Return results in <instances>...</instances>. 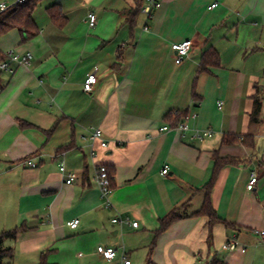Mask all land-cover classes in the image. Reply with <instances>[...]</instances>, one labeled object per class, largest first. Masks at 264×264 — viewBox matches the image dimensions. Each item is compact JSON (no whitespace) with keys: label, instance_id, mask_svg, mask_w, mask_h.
<instances>
[{"label":"crops","instance_id":"crops-1","mask_svg":"<svg viewBox=\"0 0 264 264\" xmlns=\"http://www.w3.org/2000/svg\"><path fill=\"white\" fill-rule=\"evenodd\" d=\"M46 1L45 15L34 14L35 38L24 42L18 29L0 38L4 54L33 56L31 66L1 74L0 234L28 228L6 241L13 264H39L46 252L51 264H114L99 246L132 264H245L248 248L264 244L255 234L264 230V122L251 123L257 90L264 107V0H161L150 20L144 0ZM53 5L63 9V27L47 14ZM185 41L194 47L177 65L172 46ZM210 51L218 64L199 72ZM95 69L99 82L86 93ZM185 121L191 131L183 136L176 127ZM98 129L107 149L90 139ZM208 130L212 138L190 140ZM250 134L252 147L243 139ZM231 137L238 140L226 142ZM216 158L235 160L210 192L229 227L196 215ZM62 164L76 175L71 185ZM100 165L115 172L110 207L95 182ZM174 211L182 219L160 232ZM116 217L139 227L113 224ZM234 236L245 254L223 250Z\"/></svg>","mask_w":264,"mask_h":264},{"label":"built area","instance_id":"built-area-1","mask_svg":"<svg viewBox=\"0 0 264 264\" xmlns=\"http://www.w3.org/2000/svg\"><path fill=\"white\" fill-rule=\"evenodd\" d=\"M26 0H17L16 4H24ZM162 6L161 0H144L141 12L143 15L146 16L147 19H152L155 12L160 9ZM218 6V4H214L210 7V9H215ZM8 5L6 3H0V12H5L8 10ZM88 21L90 27L94 28L97 23V17L94 13H90L88 15ZM148 30V28H146ZM194 44L192 41H185L180 44H174L172 46V50L175 54V62L177 65H181L186 58H188L189 53L193 49ZM264 50V45L262 46ZM33 56L30 53H27L26 55H19L15 54L14 52H9L5 54V60L0 63V73H8L10 75H15L17 69L19 67H29L32 64ZM16 65V67H15ZM99 78H98V70L95 69L94 72L88 75L85 83H84V91L86 93L93 92L95 86L98 84ZM222 105V103H220ZM170 127H164L161 129V131H168L170 130ZM177 130H179L183 136L188 134L191 129L189 126V123L187 121L181 122L176 127ZM103 132L101 130H95L92 134L90 139L92 141H103L102 140ZM213 132L208 130L204 132L195 131L192 136L190 137V140L192 141H204L205 139L212 138ZM102 148L107 149L109 147V143L102 142L101 144ZM29 166L31 168H36L37 164L33 162H29ZM61 173L66 177V184L71 185L75 179L76 175L73 173H68L66 171L65 166L62 164L60 167ZM170 172L169 167H166L162 171L163 176H168ZM258 178L254 174L252 175V179L248 185V189L251 191L253 190V187L257 183ZM95 182L98 185L102 200L106 203L107 207L111 206L110 198L114 192V188L112 186L113 178L110 175V171L108 166L100 165L97 168L96 176H95ZM113 224L116 225H130L134 228H138L139 224L136 222H131L130 218L122 219L120 217H116L112 220ZM80 225V220L76 219L71 221L68 226L71 229H77ZM255 234L264 238V230L263 231H255ZM223 250L226 252H240L242 254H245L247 252V247L240 242L239 238L237 236H234L230 238L225 245L223 246ZM97 252L99 255L102 256V258L108 262V263H114V264H132V261L124 254L121 258L118 256V250L113 247H104L99 246L97 248Z\"/></svg>","mask_w":264,"mask_h":264},{"label":"trees","instance_id":"trees-1","mask_svg":"<svg viewBox=\"0 0 264 264\" xmlns=\"http://www.w3.org/2000/svg\"><path fill=\"white\" fill-rule=\"evenodd\" d=\"M45 0H26L24 4H17L13 5L8 8L5 12H0V38L4 35L8 34L13 29H18L22 33V39L24 42H27L33 38H35L39 33L38 25L34 20V14L37 11L38 7L44 2ZM139 2V0H136ZM47 14L52 21L58 27H63L66 23V18L63 15V9L60 5H53L47 9ZM5 60V54L0 51V63ZM218 54L217 52H207L202 66L199 72L204 71L209 63L211 64H218ZM0 89H1V73H0ZM254 109L251 114V123L254 126L261 125L264 122L262 120V112H263V100L260 97L259 90H257V94L254 97ZM180 123V122H179ZM178 123V124H179ZM244 144L247 146H253V135H248L243 138ZM238 139L236 138H228L226 142L233 143L236 142ZM235 164V160H222L216 158V168L214 170V176L211 182L206 186L205 192V202L202 210L198 212L196 215L198 216H206L209 219L210 227L215 225L216 223H223L227 227L230 225L226 222H223L220 218H218L216 212L213 210L210 201V192L213 187L214 181L216 176L223 167ZM110 175L113 178L112 186L115 187L114 184V175L115 172L110 170ZM182 215L179 214L178 211L172 212L168 215L164 220H162L161 230L160 232L165 231L168 227H170L176 221L182 219ZM28 231L26 226H22L20 228H15L11 231H6L0 234V264H13L14 258V248L13 247H6V241L8 240H17V238ZM49 252L43 253L41 255L40 263L39 264H51L48 260ZM209 264H228L224 260L219 258H214Z\"/></svg>","mask_w":264,"mask_h":264},{"label":"rangeland","instance_id":"rangeland-1","mask_svg":"<svg viewBox=\"0 0 264 264\" xmlns=\"http://www.w3.org/2000/svg\"><path fill=\"white\" fill-rule=\"evenodd\" d=\"M48 2H44L42 5H40L35 12L36 15L41 14L45 15L46 13V5ZM245 264H264V244L263 246H251L248 248Z\"/></svg>","mask_w":264,"mask_h":264}]
</instances>
